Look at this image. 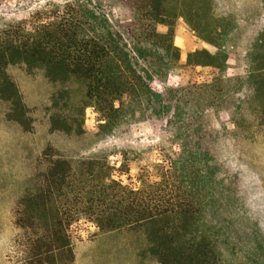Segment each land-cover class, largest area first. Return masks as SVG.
Wrapping results in <instances>:
<instances>
[{
	"label": "rangeland",
	"instance_id": "rangeland-1",
	"mask_svg": "<svg viewBox=\"0 0 264 264\" xmlns=\"http://www.w3.org/2000/svg\"><path fill=\"white\" fill-rule=\"evenodd\" d=\"M150 1L0 0V37L78 14L83 34L114 47L119 73L135 80L103 130L82 78L52 83L43 69L7 65L31 130L10 122L0 101V264H14L16 204L36 186L48 148L133 190L167 171L195 194L189 232L222 264H264V0H164V25L141 19ZM70 232L74 264H159L137 228L101 234L81 218Z\"/></svg>",
	"mask_w": 264,
	"mask_h": 264
},
{
	"label": "trees",
	"instance_id": "trees-1",
	"mask_svg": "<svg viewBox=\"0 0 264 264\" xmlns=\"http://www.w3.org/2000/svg\"><path fill=\"white\" fill-rule=\"evenodd\" d=\"M162 2L151 0L150 10L141 19L164 25V16L158 11ZM80 20L78 14L63 15L36 27L33 33L19 28L17 37H0V101L8 105L6 118L23 131L30 132V119L21 94L6 74L9 64L43 69L52 83L63 82L67 75L82 78L84 102L103 118L99 127L103 130L122 113V99L134 92L135 80L119 73L114 47L85 36ZM144 26L154 37H165ZM145 29L141 30L144 39ZM51 124L54 128L59 120L53 117ZM43 161L45 168L35 176L36 186L26 190L14 211L17 234L8 258L14 264H74L70 229L81 218L101 234L121 229L143 231L148 251L159 264H222L206 239L189 232L200 212L195 194L175 186L167 171L158 181L133 190L103 180L101 168L96 172L87 167L74 170L50 148L43 152Z\"/></svg>",
	"mask_w": 264,
	"mask_h": 264
},
{
	"label": "crops",
	"instance_id": "crops-1",
	"mask_svg": "<svg viewBox=\"0 0 264 264\" xmlns=\"http://www.w3.org/2000/svg\"><path fill=\"white\" fill-rule=\"evenodd\" d=\"M105 234H106V233H105ZM95 238H96V237H95ZM95 238H94V239H95ZM94 239H93V240H94ZM82 244H83V243H82ZM82 244H80V245L77 246V247H80ZM77 247H76V248H77ZM76 248H75V249H76ZM74 254H75V253H74ZM75 259H76V257H75ZM76 262H77V259H76ZM74 263H75V261H74Z\"/></svg>",
	"mask_w": 264,
	"mask_h": 264
}]
</instances>
